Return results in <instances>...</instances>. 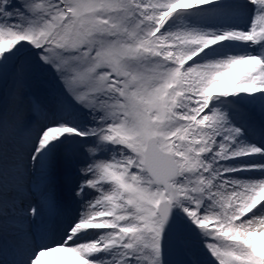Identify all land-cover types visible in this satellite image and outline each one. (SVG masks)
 Listing matches in <instances>:
<instances>
[{"label":"snow or ice","instance_id":"snow-or-ice-1","mask_svg":"<svg viewBox=\"0 0 264 264\" xmlns=\"http://www.w3.org/2000/svg\"><path fill=\"white\" fill-rule=\"evenodd\" d=\"M26 68L58 93L0 112V213L43 188L0 264H173L179 235L264 264V0H0V77Z\"/></svg>","mask_w":264,"mask_h":264},{"label":"rangeland","instance_id":"rangeland-1","mask_svg":"<svg viewBox=\"0 0 264 264\" xmlns=\"http://www.w3.org/2000/svg\"><path fill=\"white\" fill-rule=\"evenodd\" d=\"M57 93L58 83L51 73L26 68L18 77L12 75L6 78L0 77V112L5 108L11 110L14 104H19L25 114L26 122L35 124L43 119L47 110L54 103V97ZM250 115L258 124L260 121L258 111L251 112ZM16 144L18 149L23 152L22 141L18 140ZM8 156L10 162L14 161L16 152L10 150ZM24 163H27L26 154H24ZM42 191L43 188L39 179L29 174L25 177L22 190L10 193L9 203L12 200H17V204H25L21 207L13 204L12 211L8 209L6 212L7 218H5L4 213L0 214V260L12 261L18 258L16 250L22 245L20 237L32 230V225L28 219H25L23 210L30 204L34 205L40 202ZM25 195L30 197L28 201L22 199ZM44 214L43 222L45 224L58 222L63 218L59 212L49 213L47 208H45ZM1 218H3V221H1ZM179 239L183 242L185 249L196 264H206L207 256L194 238L179 235Z\"/></svg>","mask_w":264,"mask_h":264},{"label":"water","instance_id":"water-1","mask_svg":"<svg viewBox=\"0 0 264 264\" xmlns=\"http://www.w3.org/2000/svg\"><path fill=\"white\" fill-rule=\"evenodd\" d=\"M169 258L174 264H176L177 261L183 262V264H195L185 251L183 243L178 239V236L174 237L173 249Z\"/></svg>","mask_w":264,"mask_h":264},{"label":"bare ground","instance_id":"bare-ground-1","mask_svg":"<svg viewBox=\"0 0 264 264\" xmlns=\"http://www.w3.org/2000/svg\"><path fill=\"white\" fill-rule=\"evenodd\" d=\"M32 196H33V195H32ZM28 198L30 199V197H28V196L25 195V197H23L22 199H24V201H28ZM9 200H10V199H9ZM14 200H15V199H14ZM16 201H17V200H16ZM16 201H13V200H12V202H11L12 204L9 203V207H8V209H9L10 211H12V205H13V204H14V205L17 204ZM9 202H10V201H9ZM26 203H27V202H26ZM24 204H25V203H21V204L19 203V204H17V205H20V207H21V206H24ZM17 205H16V206H17ZM27 205H28V203H27ZM16 206H15V207H16ZM8 209H7V210H8ZM0 214H1V213H0ZM44 215H45V214H44ZM0 216H1V215H0ZM1 221H3V218H1Z\"/></svg>","mask_w":264,"mask_h":264}]
</instances>
